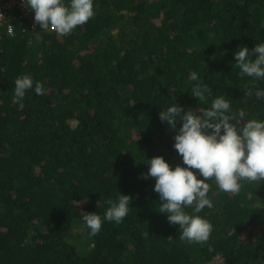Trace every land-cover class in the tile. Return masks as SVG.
I'll return each mask as SVG.
<instances>
[{
  "label": "trees",
  "instance_id": "16d2710c",
  "mask_svg": "<svg viewBox=\"0 0 264 264\" xmlns=\"http://www.w3.org/2000/svg\"><path fill=\"white\" fill-rule=\"evenodd\" d=\"M93 4L94 17L66 36L0 33V264H264V182L234 196L210 181L213 207L199 215L213 231L188 244L158 212L155 179L141 177L156 155L186 167L159 112L208 106L191 94L192 72L211 88L209 104L225 95L246 119H264L234 57L264 42V0ZM21 74L45 93L14 103ZM119 192L132 197L128 215L89 236L81 208L103 218Z\"/></svg>",
  "mask_w": 264,
  "mask_h": 264
},
{
  "label": "clouds",
  "instance_id": "9594fccd",
  "mask_svg": "<svg viewBox=\"0 0 264 264\" xmlns=\"http://www.w3.org/2000/svg\"><path fill=\"white\" fill-rule=\"evenodd\" d=\"M21 2L34 13V23L39 25V29L61 36L71 34L77 26L86 24L95 15L93 0ZM31 39L30 35L28 40ZM234 57L239 75L254 81L251 87L244 89V96L264 99V88L255 83L264 81V42L255 44L252 49L238 46ZM190 80L196 82L191 89L192 96L208 106L198 111L192 108L185 111L174 103L159 112V119L166 121L168 128L175 132L173 147L186 167L180 164L171 167L162 156L156 155L143 160L148 171L141 177L155 179L154 191L158 193L160 204L158 212L167 214L169 224L178 225L180 240L188 244H203L213 231V225L199 215L205 208L213 207L209 198L210 181L215 182L221 193L234 196L239 195L245 182L257 185L264 182V119H246V112L234 111L225 95L212 98L209 104L211 88L200 82L196 72L190 74ZM31 89L37 95L45 93L43 84L34 81L30 75L15 77L13 102L20 103ZM193 170H197L201 178H197ZM131 199L130 195L121 192L115 200L107 199L103 218L96 211L86 212L81 208L80 216L89 236L99 234L104 220L122 223L130 211Z\"/></svg>",
  "mask_w": 264,
  "mask_h": 264
},
{
  "label": "built area",
  "instance_id": "2783aa9c",
  "mask_svg": "<svg viewBox=\"0 0 264 264\" xmlns=\"http://www.w3.org/2000/svg\"><path fill=\"white\" fill-rule=\"evenodd\" d=\"M38 26L34 23V13L21 0H0V33L14 36L17 29L22 33L37 32Z\"/></svg>",
  "mask_w": 264,
  "mask_h": 264
}]
</instances>
